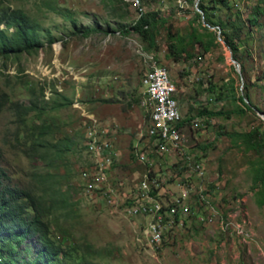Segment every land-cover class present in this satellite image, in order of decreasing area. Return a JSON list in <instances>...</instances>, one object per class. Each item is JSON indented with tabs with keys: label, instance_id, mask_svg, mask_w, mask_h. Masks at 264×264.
<instances>
[{
	"label": "rangeland",
	"instance_id": "obj_1",
	"mask_svg": "<svg viewBox=\"0 0 264 264\" xmlns=\"http://www.w3.org/2000/svg\"><path fill=\"white\" fill-rule=\"evenodd\" d=\"M2 1L37 17L56 38L31 53L0 57V90L10 100L27 102L41 98L43 88L51 139L64 133L73 138L71 149L55 160L27 159L9 144L15 121L7 108L0 109L2 162L14 180L67 192L71 216L52 225L53 239L71 246L92 244L100 251L96 260L107 264H264V204H258L251 175V161L264 158V0H228L229 7L204 0L214 22L226 32H239L236 50L219 37L203 55L188 43L193 57L178 61L168 55L173 41L166 29L173 39L192 28L205 33L208 25L195 9L198 0H187L182 10L176 0L145 1L147 11L166 19L156 34V51L146 50L137 34L116 30L117 22L135 19L126 0L127 5L115 0L113 6L108 0H55L73 10L82 25L99 28L86 37L72 35L69 22L47 8L48 0ZM209 29L221 34L217 26ZM144 49L167 69L183 120L190 119L180 124L181 143L164 154L143 140L149 125L141 86ZM241 95L249 109L237 99ZM58 100L63 106L50 109ZM201 110L222 114L199 115ZM83 112L112 129L116 156L109 177L112 191L104 200L86 195L80 186V169L92 161L82 145ZM197 117L200 124L192 128ZM39 122L34 114L28 117L30 127ZM253 130L258 133L251 137L254 145L225 135ZM219 132L225 134L217 137ZM204 145L209 147L203 150ZM139 147L148 162L138 159ZM194 160L201 161L203 176L193 170ZM145 173L154 179L151 188L164 209L171 197L180 196L189 213L180 214L175 224L166 217L129 214L131 196ZM156 223L161 240L155 243L149 231ZM66 262L77 264L76 255Z\"/></svg>",
	"mask_w": 264,
	"mask_h": 264
},
{
	"label": "trees",
	"instance_id": "obj_2",
	"mask_svg": "<svg viewBox=\"0 0 264 264\" xmlns=\"http://www.w3.org/2000/svg\"><path fill=\"white\" fill-rule=\"evenodd\" d=\"M115 0H108L113 6ZM127 5V2L121 0ZM216 2V0H211ZM223 7H229L228 0H218ZM47 8L69 22L72 35L86 37L98 31L99 28L91 25H82L75 17L74 11L68 7L60 6L55 0H48ZM199 11L202 12L200 14ZM197 16L204 18L208 27L203 26L205 33H199L196 28L175 39L168 29V37L173 42L168 43V55L178 61L180 57L190 59L192 53L188 52V43L192 47L198 46L199 53L203 55L212 46L216 45L219 37L232 50H236L235 39L239 37L237 29L230 32L223 30V25L214 22L211 13L207 11L204 0H198ZM166 19L158 11H146L133 21L117 22L116 30L122 34L135 33L144 43L146 50L156 51V34L159 28L164 27ZM217 26L221 31L216 35L209 27ZM105 32L108 29L104 30ZM207 36V37H206ZM56 38L42 25L41 21L27 13L21 7H13L0 0V57L11 54L19 55L31 53L45 43L51 44ZM212 90V89H211ZM213 91V90H212ZM44 89L41 88V98H29L27 102L10 100L7 92L0 90V109L7 108L15 121V128L10 137L9 144L22 156L28 159L41 161L55 160L71 149L73 138L64 133L56 140L51 139L48 115V102L43 98ZM218 94V92H217ZM238 96V100L249 109L250 106ZM247 98V96H246ZM64 99V97H63ZM222 99L218 96L216 100ZM133 103V102H132ZM131 103V104H132ZM63 101H53L50 109L62 107ZM206 113L209 116L222 114L217 111H199V115ZM34 114L39 123L32 127L28 125V117ZM190 119L182 118L180 124L189 122ZM225 133H216V136ZM250 132H229L231 138L254 145L253 135ZM211 145V144H210ZM209 146H200L205 150ZM262 149V148H261ZM260 149V151H261ZM4 151L0 147V264H67L66 260L73 254L77 257V264H107L97 261L100 251L92 244L80 243L74 246L63 244L53 239L51 227L59 224L61 218L71 216L72 206L60 187L53 189L51 186H28L27 183H17L3 165ZM252 184L258 190V204H264V158L251 161ZM152 194L155 195L152 189ZM179 218L178 215L176 219Z\"/></svg>",
	"mask_w": 264,
	"mask_h": 264
},
{
	"label": "built area",
	"instance_id": "obj_3",
	"mask_svg": "<svg viewBox=\"0 0 264 264\" xmlns=\"http://www.w3.org/2000/svg\"><path fill=\"white\" fill-rule=\"evenodd\" d=\"M126 1L133 8L135 18L147 11L146 0ZM176 5L182 10L188 5L187 0H176ZM195 9L197 10L196 4ZM140 56L144 61L141 86L145 95V113L149 117V125L143 138L144 145H151L157 154H164L170 149L178 147L182 140L180 122L183 116L176 98L177 87L165 66L157 60L154 54L148 53L144 49L140 51ZM82 115L84 117L82 145L91 156L92 161L89 166L80 169V186L86 195L93 199L98 197L104 200V195L112 191L109 177L116 156L111 139L112 129L102 124L92 114L83 112ZM199 124L200 118L197 117L192 120L191 126L195 128ZM135 150L141 162L149 161L141 147L135 148ZM190 164L198 176H203L204 170L201 161L194 160ZM153 180L146 173L139 179L136 190L131 196V204L126 211L129 214H149L159 219L166 217L167 223L175 224L179 221L176 216L189 213L190 207L183 203L180 196H174L171 197L167 208L164 209L162 201L152 194ZM224 225L226 226L227 223ZM240 231L242 232V229ZM149 233L153 242H159L161 240L160 224H151Z\"/></svg>",
	"mask_w": 264,
	"mask_h": 264
},
{
	"label": "water",
	"instance_id": "obj_4",
	"mask_svg": "<svg viewBox=\"0 0 264 264\" xmlns=\"http://www.w3.org/2000/svg\"><path fill=\"white\" fill-rule=\"evenodd\" d=\"M208 25V24H207Z\"/></svg>",
	"mask_w": 264,
	"mask_h": 264
}]
</instances>
